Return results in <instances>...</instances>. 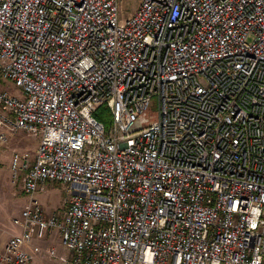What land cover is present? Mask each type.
Instances as JSON below:
<instances>
[{
  "label": "built area",
  "instance_id": "obj_1",
  "mask_svg": "<svg viewBox=\"0 0 264 264\" xmlns=\"http://www.w3.org/2000/svg\"><path fill=\"white\" fill-rule=\"evenodd\" d=\"M0 77V144L37 137L0 264H264V0H0Z\"/></svg>",
  "mask_w": 264,
  "mask_h": 264
},
{
  "label": "rangeland",
  "instance_id": "obj_2",
  "mask_svg": "<svg viewBox=\"0 0 264 264\" xmlns=\"http://www.w3.org/2000/svg\"><path fill=\"white\" fill-rule=\"evenodd\" d=\"M138 4L139 0H119L120 15L122 17H126V15L132 13L137 8ZM0 91H5L11 95L21 97V90L14 86V84L9 80H5L1 77ZM145 116L148 122H153L156 119L157 100L155 97L151 100L149 107L145 111ZM93 118L103 125L104 134L107 135V130L111 123V116L104 105L97 106L95 112L93 113ZM11 139L12 141L10 142ZM36 143L37 137L18 131L9 138V142L7 144H0V178L2 175V181L10 182L9 162L11 154L14 152L17 154L24 153L27 156V161L31 163ZM22 178L23 172H18L17 184L13 188L9 185L7 186L8 189L13 190L15 197L13 202L5 200L3 203L7 208H10L11 211L7 212V210H5L4 215L0 220V239L3 238V240H6L13 232L12 230H17V228L11 224L9 225V222L11 218L22 208L26 201V198L21 194L20 182ZM0 184H2V182ZM71 195L72 193L65 185L46 183L44 185V190L39 192L37 195V202L42 206L45 213H55L60 216L63 213L66 202L69 200ZM1 200L2 199L0 197V201ZM37 244L39 247L41 246V253L39 252L40 255H34L35 258L31 260L30 264H67L68 257L66 258V256L68 252L59 245L57 238H46L38 241ZM46 249H53L55 257H50ZM60 254L61 256H64L62 257L63 259L58 257Z\"/></svg>",
  "mask_w": 264,
  "mask_h": 264
},
{
  "label": "crops",
  "instance_id": "obj_3",
  "mask_svg": "<svg viewBox=\"0 0 264 264\" xmlns=\"http://www.w3.org/2000/svg\"><path fill=\"white\" fill-rule=\"evenodd\" d=\"M21 132V131H20ZM12 141V139L10 140V142ZM36 146V145H35ZM12 150V149H11ZM2 175H1V178H0V183L2 182V184H0V185H2V186H0V197H1V201H0V209H2V210H0V220H1V218H2V216L4 215V212H5V210H7V212H9V211H11V209L10 208H7L6 207V205H4L3 203H4V201L5 200H10V201H14V193H13V190H11V189H8V185L9 186H11L12 188L14 187V186H12L11 184H10V182L9 181H2ZM9 201V202H10ZM24 206V205H23ZM22 206V207H23ZM17 214V213H16ZM15 214V215H16ZM11 223L9 222V225H10ZM14 228V227H13ZM13 232L10 234V235H13V234H17L18 233V231L17 230H12ZM52 237H54V236H52ZM47 238H50V237H47ZM5 239V238H4ZM5 240H3V238H1L0 239V245L4 242ZM38 245V244H37ZM39 246V245H38ZM40 248V250H39V252L41 253V246L39 247ZM46 251H48V249H46ZM45 251V252H46ZM40 253H38L39 255H40ZM58 257L60 258V259H63L62 257H64V256H61V254L60 255H58ZM67 257H69V253L67 254V256H66V258ZM35 258V257H34ZM31 262V261H30ZM30 264V263H29Z\"/></svg>",
  "mask_w": 264,
  "mask_h": 264
}]
</instances>
